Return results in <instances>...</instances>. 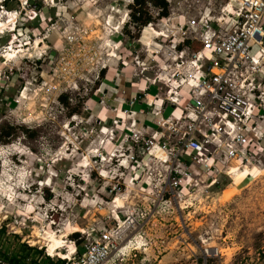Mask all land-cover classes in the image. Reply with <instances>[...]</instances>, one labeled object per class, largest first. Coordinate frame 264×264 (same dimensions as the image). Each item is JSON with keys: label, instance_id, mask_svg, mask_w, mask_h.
<instances>
[{"label": "rangeland", "instance_id": "374dc122", "mask_svg": "<svg viewBox=\"0 0 264 264\" xmlns=\"http://www.w3.org/2000/svg\"><path fill=\"white\" fill-rule=\"evenodd\" d=\"M226 1L169 0L166 22L148 5L153 25L136 26L132 0H0V130L15 127L0 142V263L27 243L69 264L81 253L75 233L83 252L115 228L121 242L105 264H264V155L175 187L169 164L142 163L134 128L93 111L105 99L100 71L128 56L122 36L131 64L139 57L154 79L173 64L157 36L200 12L221 16ZM170 86H153L158 99Z\"/></svg>", "mask_w": 264, "mask_h": 264}, {"label": "built area", "instance_id": "2783aa9c", "mask_svg": "<svg viewBox=\"0 0 264 264\" xmlns=\"http://www.w3.org/2000/svg\"><path fill=\"white\" fill-rule=\"evenodd\" d=\"M171 26V34L162 31L167 37L157 36L162 38L156 42L173 64L161 65L153 79L135 57L148 83L143 95L159 117L151 132L148 124L131 130L142 163L155 157L169 164L175 187L232 165L256 164L264 155V0H227L221 16L208 10ZM186 41L200 44V50ZM160 83L171 85L164 97L173 108L169 115L154 103L159 95H150ZM120 242L115 228L92 234L69 264H105Z\"/></svg>", "mask_w": 264, "mask_h": 264}, {"label": "crops", "instance_id": "0c3cea01", "mask_svg": "<svg viewBox=\"0 0 264 264\" xmlns=\"http://www.w3.org/2000/svg\"><path fill=\"white\" fill-rule=\"evenodd\" d=\"M169 18L172 19L171 16ZM127 23L128 22H126V25ZM122 25L125 26V24ZM120 33L121 30L119 31V34ZM118 43L121 44L122 47H120V51L127 52L129 56L130 51H128L127 47H123L125 43L123 36L118 40ZM158 47L161 48L163 46L159 45ZM126 62L127 63L123 62L122 58L121 60L114 59L111 64L102 68L104 71V78L101 79L103 80L101 89L102 93H105V99H99L97 101L93 110L95 111L94 117L105 120L117 118L119 121L123 122L124 125L129 124L131 128L136 130L148 124L150 126V128H148L149 132H151L153 130L151 127L155 126L159 117L156 116L155 111L150 107V101L143 95L148 83L143 78L142 73L138 72L139 68L131 64L132 60L127 58ZM153 88L150 92L151 97L158 95L156 94L157 88ZM158 98L154 100V103L163 106V114H171L173 108L165 104L164 100ZM96 99H98V97ZM99 108L100 110H98ZM175 114H181V110H176ZM205 177L210 176L205 175Z\"/></svg>", "mask_w": 264, "mask_h": 264}, {"label": "trees", "instance_id": "16d2710c", "mask_svg": "<svg viewBox=\"0 0 264 264\" xmlns=\"http://www.w3.org/2000/svg\"><path fill=\"white\" fill-rule=\"evenodd\" d=\"M9 0H5L4 4L8 5ZM148 5H152L160 10L159 17L165 18L168 17L170 14L169 10V3L167 0H134L132 6H130L131 14L130 19L133 24L136 26H147L148 23L152 22V16L149 15V12L147 10ZM128 24V23H127ZM127 26V25H126ZM187 45H190V47L194 50H200L201 45L197 43H191L190 41H186ZM104 71L101 70L99 76L101 78H104ZM59 102L64 105H69V97L66 94H62L58 98ZM77 113V110H72V115ZM15 132V127L10 126L7 129H1L0 130V142L3 144L9 143L11 141V137H13ZM5 230H0V233H4ZM79 234L75 233L72 237L78 243V250L79 252H82V247L80 246V240H79ZM49 238V237H48ZM21 252L20 254L22 256H18V254L13 255L12 257V264H27L29 257L30 264H41V260L44 259L47 263L50 264H66V261L64 259H58L56 262H53V259L50 256L45 255V252L42 249H38L32 246H29L27 243H21L20 244ZM33 254V255H32ZM63 255H66L62 252Z\"/></svg>", "mask_w": 264, "mask_h": 264}, {"label": "bare ground", "instance_id": "6f19581e", "mask_svg": "<svg viewBox=\"0 0 264 264\" xmlns=\"http://www.w3.org/2000/svg\"><path fill=\"white\" fill-rule=\"evenodd\" d=\"M155 53H157V52H155ZM11 56H13V55H11ZM245 165V164H244ZM246 174V173H245ZM212 177V176H211ZM241 177H244V174L241 176ZM216 183V182H215ZM214 183V184H215ZM121 224V223H120ZM63 241H62V239H60V237L59 236H57L56 234H55V237L51 240V243H53V245H54V247H60V246H62L63 245V243H62Z\"/></svg>", "mask_w": 264, "mask_h": 264}, {"label": "water", "instance_id": "95a60500", "mask_svg": "<svg viewBox=\"0 0 264 264\" xmlns=\"http://www.w3.org/2000/svg\"><path fill=\"white\" fill-rule=\"evenodd\" d=\"M0 264H2V263H0Z\"/></svg>", "mask_w": 264, "mask_h": 264}]
</instances>
